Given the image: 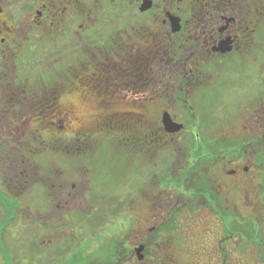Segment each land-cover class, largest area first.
<instances>
[{"label": "flooded vegetation", "instance_id": "flooded-vegetation-1", "mask_svg": "<svg viewBox=\"0 0 264 264\" xmlns=\"http://www.w3.org/2000/svg\"><path fill=\"white\" fill-rule=\"evenodd\" d=\"M109 1L121 5V8L128 2ZM144 1L141 0L137 7L140 12ZM181 1L174 0V4L163 5L161 9L159 3L152 0L151 9H161L157 15L156 32L143 28L141 34L146 39L141 47H137L133 33L128 32L127 40L120 45L121 51H114L115 57L124 55L130 65H133V57H158L160 54L164 56L162 65L170 68L160 66L153 69L150 62L145 63L146 71L144 67L141 69L143 82L153 94L143 93L145 100L141 103L134 99L127 102L130 107L125 113L127 119L122 117L130 121V130L139 122H145L149 130L146 100L148 103H163L157 127L154 134L151 132L153 138L150 140L142 134L141 161H130L132 170L138 167L143 174L142 180L144 178L149 187L145 199H142L141 219L134 217V208L128 214L129 230L134 232L137 223L138 233L134 239L130 238L132 241L119 243L113 259L115 264L123 259L139 264H207L199 259L190 260V253H197L194 250L200 249L206 251V255L215 254L208 264H233L230 260L236 252L243 255H239L234 264H264V230L259 229L264 213L251 218L241 212L244 206L236 204L232 213L229 204L231 182L238 194L253 196L248 206L255 211L264 197V155L259 143L264 139L261 65L264 57V0H194L189 21H184L181 14L174 11ZM108 2L0 0V79L14 73V81L26 80L15 82L13 87L3 84L0 91L3 99L0 102V170L13 174L14 187L28 185L22 182V158L37 151V148L31 149V144L30 149L24 151L18 142L38 138L52 142L63 137L61 134L65 131L66 115L70 110L61 102L62 97L76 89L81 93L87 90L83 86L70 85L67 72L57 79L52 72L46 71L49 78L57 79L53 82L56 86H45L38 91L36 83L31 84L33 78L26 73V58L31 61L33 57L34 65L36 57H45L46 62L48 57H70V51L73 57H86L87 54L88 57H101L102 49H94L102 43V27H94V35L87 38L89 33L84 18L95 21L99 17L96 14L103 8L105 12L117 11L112 5L107 8ZM170 15L181 18L178 32L173 31ZM149 34L153 40L147 39ZM31 65L28 71H31ZM123 73L133 78L132 70L106 78L93 74L89 77L92 84L88 88L96 98L104 93H115L122 86L123 80L118 77ZM168 76H173L177 85L169 86L164 79ZM230 89L235 92H227ZM157 92H161L162 101L156 99ZM195 93L200 95L201 101H193ZM131 94L137 96L141 92ZM240 95H244L246 101H237ZM104 102L105 105L109 103ZM233 106L236 110L251 111L241 115L249 123L245 129L253 133L255 149L251 165L245 164L249 161L245 159V142H229L231 137L238 136L237 133H219L217 129L222 122L212 119L208 113L212 108L229 109ZM197 108H200L201 117ZM49 109L55 110L56 115L51 132L44 129L47 115L43 112ZM37 112L44 119L40 123L37 122ZM167 116L179 130L166 128L164 119ZM226 119H230L227 113L223 120ZM129 142L133 144L134 140L129 137ZM231 145L234 146L231 148ZM17 195L20 197V193ZM12 201L16 205L20 203L18 199ZM129 202L134 206V198ZM243 248L247 249L248 256L241 252Z\"/></svg>", "mask_w": 264, "mask_h": 264}, {"label": "rangeland", "instance_id": "rangeland-1", "mask_svg": "<svg viewBox=\"0 0 264 264\" xmlns=\"http://www.w3.org/2000/svg\"><path fill=\"white\" fill-rule=\"evenodd\" d=\"M102 1L105 3V0ZM140 1L128 0L121 8V5L107 0V8L112 5L117 11L105 12L103 8L96 14L99 17H96L95 21L84 18L87 23V33H89L87 38L94 35L96 27H102V43L100 42L94 49H102L101 57H88L87 53L86 57H73V52L70 51V57H48L46 62L43 60L45 57H36L35 66L32 64L33 57L31 61L30 58H26L27 63L24 65L26 73L33 78H31V84L36 83L38 91L45 86L47 88L56 86L53 82L62 77L63 72L69 73L70 85L83 86L87 90L84 94L76 89L62 97L61 102L70 110L66 115V118L68 117L65 123L66 132L62 131L61 134L63 137L52 142L40 138L31 142L25 140L18 142V146L21 145L24 151L26 148L30 149V144L31 149L37 148L36 153L26 154L22 158L21 165L24 171L22 182L28 184L26 187H14L13 174L5 172L4 169L0 170V196L2 194L0 197V264H115L113 254L119 243L132 241L130 238L134 239L135 234L138 233L137 223H135L134 232L129 230L128 214L134 208V217H137V220L141 219L144 208L142 199H145L144 196L147 195L149 187L144 183V178L142 180L143 174L137 170L138 167L135 166L132 170L130 161L133 159L141 161V152L144 149L143 137L146 134L148 139L153 138L151 132L153 133L157 127L156 122L163 103L157 104L152 101L148 103L146 100L145 107H147L149 118L146 122L148 121L151 125L150 129L148 130L145 122H139L130 130V121L124 120L125 113L130 108L127 102L131 103L134 99L137 103H141L145 100L144 94L150 96L153 94L143 82L144 75L141 69L145 63L150 62L153 69H159L160 66L163 69L170 67L162 65L164 56H159L160 54L157 55V53L158 57H133V65H130L124 55L115 57L114 51L117 49L121 51L120 45L127 40L128 32L133 33L137 47H141L146 39L141 34L144 31L143 28L156 32L159 21L157 15L162 6L174 4V0H155L156 4L159 3L161 6L159 11L149 9V12H140L137 8ZM193 1L182 0L181 3L176 4L179 8L174 11L181 14L184 21L191 19L192 6L195 5ZM87 2H92V0H87ZM147 39L153 40L152 35L149 34ZM97 54L100 55L98 52ZM103 55L108 57H103ZM29 64L33 65L30 68L31 71H28ZM261 65L264 83V57ZM145 69L144 67L143 70ZM130 70L134 72L133 78L124 76L125 73L118 77L123 82L115 93L109 91H107L109 93H104L103 91L104 94L96 98V94L91 93L88 88L92 84L89 77L93 74H100L106 78L113 74L116 75L117 72ZM46 71H49V74L52 72L53 77L57 79L51 76L49 78ZM111 71H114L113 74ZM14 76V73H11L4 80L0 79V91L3 84L6 87L9 85L13 87L15 82L24 80V78H19L18 81H14ZM159 78L162 80L163 77L160 75ZM165 78L170 83L169 86L177 85L174 83L173 76ZM138 90L141 92L140 95L131 94ZM227 92H235V89L227 90ZM157 94L159 96L156 99L162 101L161 92ZM195 94L196 98L193 101H201L199 100L200 95ZM240 96L237 101H246L244 95ZM105 100L109 102L107 105H105ZM2 101L0 94V102ZM234 106L229 109L214 110L212 108L211 113L209 111L208 113L212 119L217 118L216 121L222 122L219 123L217 129L219 133L229 135L233 132L237 133L238 136L231 137L229 142L232 140L235 144L245 142V159L249 160L245 164L251 165L252 153L255 149L253 133L252 130L245 129L244 126L249 123L244 120V116L243 118L241 116L243 113L249 112L250 114L251 111H244L243 108L236 110L233 109ZM199 109L197 108V112L200 114ZM43 113L47 115L45 118L47 127L44 129L51 132L54 130L51 123L56 120L55 110L49 109ZM226 113L229 120H223ZM235 114L237 117L234 118ZM37 117L38 123L44 120L39 116V112H37ZM32 123L35 124V122ZM60 124L61 121L58 122L59 126ZM131 133H133L132 137ZM129 137L134 140L133 144L129 142ZM28 143L29 146L26 147ZM259 143H261L264 155V139ZM232 146L234 145L230 147ZM262 164H264V159ZM236 191L231 182L230 212H234L233 206L240 204L241 207L244 206L241 212L251 218L255 214L264 213V206L262 209L264 197L258 202L259 209L255 211L248 206V201L253 196H248V194L243 196ZM19 193L20 197L17 195ZM131 198H134V206L129 202ZM15 199H18L20 203L16 205L12 201ZM259 229L264 230V220L259 223ZM245 250L247 249L243 248L241 252ZM194 251L197 253H190L192 262L199 259L208 264L213 261L211 257L215 256L213 253L206 255V251H200V249ZM200 252L203 254H199ZM239 255L243 254L236 252L233 260L230 261L233 264L238 262ZM245 255L248 256V253L245 252ZM119 264L139 263H131L123 259Z\"/></svg>", "mask_w": 264, "mask_h": 264}, {"label": "water", "instance_id": "water-1", "mask_svg": "<svg viewBox=\"0 0 264 264\" xmlns=\"http://www.w3.org/2000/svg\"><path fill=\"white\" fill-rule=\"evenodd\" d=\"M152 5H153L152 0H145L141 6V11H147V10L151 9ZM170 20H171L170 22H172L173 31L178 32L181 29V19L178 17H174V16L170 15ZM164 123H165V126L168 130H172V131L179 130L176 128L177 126L175 127L171 118H169L168 116L165 117ZM178 127H181V126H178ZM139 253H141V249L138 250V254ZM139 257H140V259H142V256L139 255Z\"/></svg>", "mask_w": 264, "mask_h": 264}, {"label": "trees", "instance_id": "trees-1", "mask_svg": "<svg viewBox=\"0 0 264 264\" xmlns=\"http://www.w3.org/2000/svg\"><path fill=\"white\" fill-rule=\"evenodd\" d=\"M1 196H2V194H1ZM1 196H0V197H1ZM251 223H252V222H251Z\"/></svg>", "mask_w": 264, "mask_h": 264}]
</instances>
